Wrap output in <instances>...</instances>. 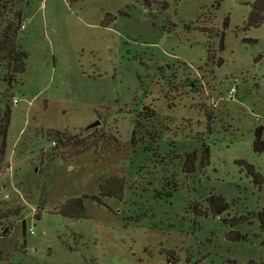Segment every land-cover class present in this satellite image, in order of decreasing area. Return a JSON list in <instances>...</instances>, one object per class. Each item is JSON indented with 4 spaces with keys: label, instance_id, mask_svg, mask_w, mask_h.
<instances>
[{
    "label": "rangeland",
    "instance_id": "rangeland-1",
    "mask_svg": "<svg viewBox=\"0 0 264 264\" xmlns=\"http://www.w3.org/2000/svg\"><path fill=\"white\" fill-rule=\"evenodd\" d=\"M253 1L0 0V264H264Z\"/></svg>",
    "mask_w": 264,
    "mask_h": 264
},
{
    "label": "trees",
    "instance_id": "trees-1",
    "mask_svg": "<svg viewBox=\"0 0 264 264\" xmlns=\"http://www.w3.org/2000/svg\"><path fill=\"white\" fill-rule=\"evenodd\" d=\"M262 21H264V0H254L251 3V11L249 15L248 24L258 25ZM8 28L9 30L11 29L10 31H12L11 25ZM16 36H17V32L14 30L12 34H9L8 31H5L4 36H3V41H5V43L7 42L11 43L12 45L14 44L16 40ZM20 56H21L22 63L19 69L16 71V73L23 71L24 59L26 58V53L21 52ZM150 112H151L150 116L151 117L154 116V110H151ZM9 114H10V109L9 107H6V110L4 111V113L0 115V165L2 164L5 154H6V137H7V130H8V125H9ZM53 137L55 139L60 140V142H62V140L66 138L63 134H60L59 132H55L53 134ZM253 150L255 152L264 151V140L261 137V130H257L255 134V139L253 142ZM185 169H187L188 171H192L193 167L192 165L191 166L188 165L187 167H185ZM215 202H217L218 204L212 205L214 213H221L228 208V204L225 203L224 200L221 198H218ZM74 203L77 205L78 207L77 209L83 210V205L80 199H76ZM73 204H70V206L73 207L72 206ZM258 218L260 222V229L263 233L262 245H264V210L258 212Z\"/></svg>",
    "mask_w": 264,
    "mask_h": 264
},
{
    "label": "built area",
    "instance_id": "built-area-1",
    "mask_svg": "<svg viewBox=\"0 0 264 264\" xmlns=\"http://www.w3.org/2000/svg\"><path fill=\"white\" fill-rule=\"evenodd\" d=\"M233 92H234V87H232V88L230 89V92H229L230 96H232Z\"/></svg>",
    "mask_w": 264,
    "mask_h": 264
},
{
    "label": "water",
    "instance_id": "water-1",
    "mask_svg": "<svg viewBox=\"0 0 264 264\" xmlns=\"http://www.w3.org/2000/svg\"><path fill=\"white\" fill-rule=\"evenodd\" d=\"M97 124H99V121H95V122L91 123L90 126H95V125H97Z\"/></svg>",
    "mask_w": 264,
    "mask_h": 264
}]
</instances>
